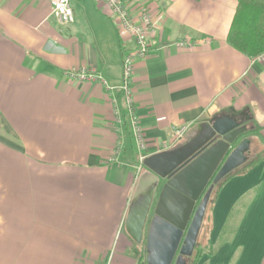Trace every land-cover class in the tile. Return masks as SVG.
<instances>
[{"label":"crops","instance_id":"crops-1","mask_svg":"<svg viewBox=\"0 0 264 264\" xmlns=\"http://www.w3.org/2000/svg\"><path fill=\"white\" fill-rule=\"evenodd\" d=\"M126 1L146 4L157 29L133 57L145 156L182 141L178 127L225 116L264 138V60L226 42L236 0ZM70 5L61 25L48 0H0V264H103L112 249L136 264L124 218L143 165L118 88L133 42L102 0ZM181 38L192 46L176 47ZM80 68L104 82L71 75ZM190 264H264V157L222 184Z\"/></svg>","mask_w":264,"mask_h":264},{"label":"water","instance_id":"water-1","mask_svg":"<svg viewBox=\"0 0 264 264\" xmlns=\"http://www.w3.org/2000/svg\"><path fill=\"white\" fill-rule=\"evenodd\" d=\"M246 129L226 116L203 121L192 126L182 141L145 156L124 229L136 243L145 231L147 264H185L184 257L192 255L214 185L247 159L248 138L230 149Z\"/></svg>","mask_w":264,"mask_h":264},{"label":"built area","instance_id":"built-area-1","mask_svg":"<svg viewBox=\"0 0 264 264\" xmlns=\"http://www.w3.org/2000/svg\"><path fill=\"white\" fill-rule=\"evenodd\" d=\"M52 5V15L56 21L61 25L70 24L74 20L73 9L70 5V0H48ZM109 9L110 16L114 18L118 30L124 32L133 42V50L122 53L121 58V83L118 86L123 95L124 103L128 113V126L130 132L135 139L138 149V172L142 168L143 153L145 149V139L142 127L138 116L136 115L133 103V89H132V74H133V57H143L150 49V40L156 36L157 29L152 16L149 13L146 4H140L136 8L130 6L126 0H102ZM176 47L187 48L192 46V42L188 39L181 38L174 42ZM253 60H264V52L255 56ZM79 79L92 80L97 78L103 79L94 73L92 68H80L71 73ZM110 89V88H109ZM112 114L115 122H121V111L119 102L116 96H111ZM116 129V143L112 150V155L109 158L113 161L121 148V132L116 124H113ZM186 130V126H181L175 129L173 135L176 139L182 138Z\"/></svg>","mask_w":264,"mask_h":264},{"label":"trees","instance_id":"trees-1","mask_svg":"<svg viewBox=\"0 0 264 264\" xmlns=\"http://www.w3.org/2000/svg\"><path fill=\"white\" fill-rule=\"evenodd\" d=\"M236 2L237 5L227 33L226 42L249 59H252L264 52V0H236ZM252 129L253 128H247L246 131L232 143L230 149L245 136V133L251 132ZM254 157L255 158H248L246 164L241 169L225 175L214 186L206 206L204 220L208 218L209 209L222 184L234 174L245 171L247 168L263 159L264 152H258ZM140 259L141 257L139 260Z\"/></svg>","mask_w":264,"mask_h":264},{"label":"flooded vegetation","instance_id":"flooded-vegetation-1","mask_svg":"<svg viewBox=\"0 0 264 264\" xmlns=\"http://www.w3.org/2000/svg\"><path fill=\"white\" fill-rule=\"evenodd\" d=\"M159 186H160V184L158 185V188H157L156 193H155L156 195H155L154 199L152 200V203H151V206H150V209L148 212V216L146 219V225H147L148 221L150 220V218L152 217L153 202L156 200V196H157V192L159 190ZM131 243H132V248L137 251V253H136L137 256L135 257L136 264H147L146 263V251H145V244H146V233H145V231L143 232L142 237H141V241L139 243H136L132 239H131ZM177 254H178V252H176L175 257L177 256ZM140 257L142 260L141 259L139 260ZM190 257H188V258L184 257L185 264H190ZM174 260H175V258H174Z\"/></svg>","mask_w":264,"mask_h":264},{"label":"rangeland","instance_id":"rangeland-1","mask_svg":"<svg viewBox=\"0 0 264 264\" xmlns=\"http://www.w3.org/2000/svg\"><path fill=\"white\" fill-rule=\"evenodd\" d=\"M256 122H257V119L255 120V123ZM251 133L252 132L245 133V136H247L248 138H251L252 136H256V138H259V140L261 141L260 143H256V144L251 143L250 144V149H252L253 150V153H254V155L252 157H254V156H256V154L258 152H261V151L264 152V138L262 137V134L259 133V132H255V134H253V135ZM133 251L135 252L136 250L133 249ZM121 260H125V257L120 256L117 253V251L115 253H113V249H112V251L109 254V256L107 257V259L106 260H103V262H104L103 264H122V261Z\"/></svg>","mask_w":264,"mask_h":264}]
</instances>
